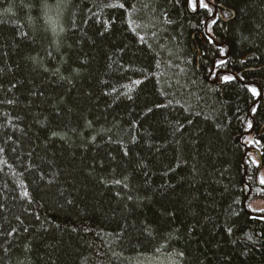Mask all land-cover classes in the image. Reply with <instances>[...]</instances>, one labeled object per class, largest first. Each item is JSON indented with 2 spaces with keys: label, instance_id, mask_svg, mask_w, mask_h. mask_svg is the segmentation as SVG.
I'll list each match as a JSON object with an SVG mask.
<instances>
[{
  "label": "trees",
  "instance_id": "16d2710c",
  "mask_svg": "<svg viewBox=\"0 0 264 264\" xmlns=\"http://www.w3.org/2000/svg\"><path fill=\"white\" fill-rule=\"evenodd\" d=\"M206 3L0 0V264H264V0Z\"/></svg>",
  "mask_w": 264,
  "mask_h": 264
},
{
  "label": "rangeland",
  "instance_id": "374dc122",
  "mask_svg": "<svg viewBox=\"0 0 264 264\" xmlns=\"http://www.w3.org/2000/svg\"><path fill=\"white\" fill-rule=\"evenodd\" d=\"M189 4L193 10H196L199 6L207 5L206 0H199V3H197V0H189ZM224 79H227V76H225ZM248 136L246 138V143L250 145V143L255 141V139L251 135ZM248 157L249 160L255 165H259L258 153L256 152L255 148L249 147ZM258 175V183L264 186V183H262V181H264V169L259 170ZM247 208L248 211L253 215L264 216V198L252 197L248 202Z\"/></svg>",
  "mask_w": 264,
  "mask_h": 264
},
{
  "label": "water",
  "instance_id": "95a60500",
  "mask_svg": "<svg viewBox=\"0 0 264 264\" xmlns=\"http://www.w3.org/2000/svg\"><path fill=\"white\" fill-rule=\"evenodd\" d=\"M208 1V0H207ZM200 7V6H199ZM198 7V10L200 9ZM214 18H216V14H214L213 16H212V18L211 19H214ZM208 22H209V20L206 22V28H207V26H208ZM222 46H224V44H220V46L219 47H222ZM228 57V54H227V56H225L224 58L226 59ZM214 71H215V68H213V72H212V74L214 73ZM221 74H226V71L225 70H221V71H218L217 73H216V78H218ZM214 82H216V81H214ZM245 157L248 155V153H249V148L247 147V145H245ZM247 206H245V208H246Z\"/></svg>",
  "mask_w": 264,
  "mask_h": 264
},
{
  "label": "bare ground",
  "instance_id": "6f19581e",
  "mask_svg": "<svg viewBox=\"0 0 264 264\" xmlns=\"http://www.w3.org/2000/svg\"><path fill=\"white\" fill-rule=\"evenodd\" d=\"M216 73H217V72H216ZM216 73H215V71H214V73H213V74H215V78H216ZM213 74H211V75H213ZM217 79H218V78L215 79L216 82H217ZM253 132H254V129H253L250 133H253ZM247 134H248V133L244 134V136L247 135ZM247 156H248V155H247ZM247 156H246V157H247ZM246 157H245V158H246ZM251 193H252V190L250 189L249 195L247 196V199H246V201H245V203H244V206H247V205H248V201H249V198H250V196H251ZM246 208H247V207H246ZM247 210H248V208H247ZM257 216H258V215H257ZM263 217H264V216H263Z\"/></svg>",
  "mask_w": 264,
  "mask_h": 264
},
{
  "label": "snow or ice",
  "instance_id": "6c2138e0",
  "mask_svg": "<svg viewBox=\"0 0 264 264\" xmlns=\"http://www.w3.org/2000/svg\"><path fill=\"white\" fill-rule=\"evenodd\" d=\"M262 183H264V181H262Z\"/></svg>",
  "mask_w": 264,
  "mask_h": 264
}]
</instances>
